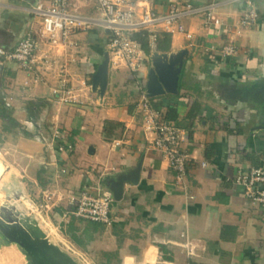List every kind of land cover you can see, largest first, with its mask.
Returning <instances> with one entry per match:
<instances>
[{
  "label": "crops",
  "instance_id": "0c3cea01",
  "mask_svg": "<svg viewBox=\"0 0 264 264\" xmlns=\"http://www.w3.org/2000/svg\"><path fill=\"white\" fill-rule=\"evenodd\" d=\"M149 1L159 12L174 1L195 6L218 1L223 23L208 22L199 12L186 21L191 38L160 31L144 47L138 37L143 55L133 70L112 61L103 27L82 31L78 47L52 49L36 13L49 0H0V47H13L33 32L53 66L67 63L74 86L69 93L74 101H64L55 67L36 70L37 79L34 71L0 57V86L30 135L19 134L20 142L40 145L30 160L34 156L39 168L6 172L3 178L12 184L4 192L42 204V192L49 191L51 203L61 200V210H73L77 204L70 200L86 185L95 192L122 186L120 196L114 194L111 224L70 216L98 245L96 264H264V204L254 203L235 181L242 167H264V0H258L260 21L237 36L238 52L231 56L219 50L235 34L241 1ZM91 8L82 13L98 15ZM159 61L180 68L179 80L174 87L160 81L162 90L152 92ZM145 96L153 113L187 132L181 143L190 155L186 186L175 182L169 161L152 142L155 133L144 126ZM0 121L10 129L1 116ZM187 236L197 245L193 256L181 245ZM26 260L16 243L0 239V264Z\"/></svg>",
  "mask_w": 264,
  "mask_h": 264
},
{
  "label": "built area",
  "instance_id": "2783aa9c",
  "mask_svg": "<svg viewBox=\"0 0 264 264\" xmlns=\"http://www.w3.org/2000/svg\"><path fill=\"white\" fill-rule=\"evenodd\" d=\"M239 1L243 4V8L234 24L235 34L231 33L228 36L229 41L220 46L219 51L223 56L236 54L238 52L237 36L244 28L253 26L260 21L261 11L258 0ZM95 2L99 11L98 15L82 13L78 3H74L72 0H49V4L46 6L37 7L36 13L42 17L43 21L46 44L52 49L61 50L62 48L64 51L78 47L80 45L78 35L93 25H99L107 32L106 45L113 54L112 61L115 64H124L130 69L137 70L143 55L141 41L138 39L139 33L152 39H156L160 31L173 34L183 33L186 37L191 38L193 33L189 30L186 21L190 15L199 12H205L208 22L217 25L223 23V19L219 15L221 4L218 1L205 6L174 1L163 12L155 10L149 0H95ZM41 47L38 37L29 31L15 46L0 47V57L3 61L14 62L24 70L34 71L39 79L40 73H37L36 70L40 69L42 73H45L55 67V64L53 66L54 61L50 59V53L41 50ZM57 66L59 67H55L53 71L59 75L61 98L64 101L72 102L74 98L69 93L74 89V86L71 85L67 63L60 62ZM153 81V75H151L150 89L153 86ZM156 87L159 91L162 90V83L156 84ZM141 106L147 113L144 123L146 130L155 133V138L152 140L154 146L160 149L163 156L169 161L174 172L175 182L186 186L190 155L181 144L187 136L186 130L172 120L159 118L153 113L147 96L144 97ZM60 134H57L58 137H61ZM60 148L63 149V146L60 145ZM235 181L243 183L247 195L254 203L264 204L263 166L252 165L247 169L240 168ZM46 194L47 206H49L53 196L48 192ZM114 200L115 196L112 190L95 192L90 185H86L80 190L78 196H73L70 200L72 203L76 202L75 209H62L64 221L69 222V216L75 215L88 222L109 225L112 223L111 211ZM52 204L57 203L53 202ZM181 245L187 249L190 256L196 254L197 245L189 236ZM70 249L79 257L83 256L82 252H78L72 246ZM87 262L89 261L87 260Z\"/></svg>",
  "mask_w": 264,
  "mask_h": 264
},
{
  "label": "rangeland",
  "instance_id": "374dc122",
  "mask_svg": "<svg viewBox=\"0 0 264 264\" xmlns=\"http://www.w3.org/2000/svg\"><path fill=\"white\" fill-rule=\"evenodd\" d=\"M85 1H89V4L84 6L83 2ZM72 2L80 4L79 10L81 12H88L87 7H92L91 12L95 13L97 11L94 10V5L96 4L95 0H72ZM153 68L154 67H151L150 71L154 70ZM259 105L262 106L260 103ZM26 132L28 131L23 130L17 133L13 130L7 129V126H4L0 121V215L4 218L15 219H18L19 217H25L24 215H31L32 217L36 216L37 222L35 223L33 221L31 227L28 226L30 230H39L38 225H40L42 230L46 232L56 244H58L63 250L71 253L75 259L79 260V262L82 264H90L89 262L96 264L97 259H95V257H97L96 251H98V245L91 242V240L90 242L87 240V232L83 231V227L80 225H75L76 221H74V217L69 216L70 221H64V216L62 210L60 209L62 207L60 204L61 200H59L58 203L56 202V206L52 203L47 206L48 202H46V193L48 192L52 195V192H42V204L35 203L33 199L29 200V198L15 200V197L11 191L4 192L6 191L4 187L7 184L11 185L12 183L11 179L3 178V173L5 174L8 171L13 172V169L18 171L19 169L16 167L19 166L21 168L25 166L27 169H29L31 165L38 168L40 166V164H35L36 159L34 156L33 161L30 162L32 155L38 153L37 151L39 150L38 148L40 145H36V141L34 144H29L28 142L22 141L20 142L21 135L19 134L26 136V139L29 138L27 136L30 135H25ZM59 132L60 131H57L56 134H59ZM24 178H28L27 174ZM32 207H37L39 210L35 211V208L33 209ZM55 217L56 220L54 219ZM72 221L73 224L71 225ZM0 238H2L1 235ZM74 245L77 247V251L80 250L78 252H82L85 258L83 256H80V258L77 254L71 251L70 246L76 248ZM87 260L89 262H87Z\"/></svg>",
  "mask_w": 264,
  "mask_h": 264
},
{
  "label": "water",
  "instance_id": "95a60500",
  "mask_svg": "<svg viewBox=\"0 0 264 264\" xmlns=\"http://www.w3.org/2000/svg\"><path fill=\"white\" fill-rule=\"evenodd\" d=\"M101 70V69H100ZM180 68H176L170 65V69L165 67L159 70L158 77L161 82L165 83L169 87L177 85L179 80L178 72ZM150 89L152 92L158 90L156 84H152ZM115 196H120L122 192V186L112 187ZM25 217L4 218L0 215V235L1 241L6 244L16 243L23 253L26 254V259L31 261L30 254H37L38 259L43 264H82L74 256L63 250L58 244H56L46 232L42 230L38 225L39 230H30L33 221L36 223V216L24 215ZM28 264V263H27Z\"/></svg>",
  "mask_w": 264,
  "mask_h": 264
},
{
  "label": "trees",
  "instance_id": "16d2710c",
  "mask_svg": "<svg viewBox=\"0 0 264 264\" xmlns=\"http://www.w3.org/2000/svg\"><path fill=\"white\" fill-rule=\"evenodd\" d=\"M164 33V32H163ZM168 33V32H167ZM166 34V32L164 33ZM141 37L142 44L144 47L147 46V36L143 35V33L138 34ZM165 39H168V35H165ZM167 42V41H166ZM32 104L29 106L30 107V112L33 111L31 108ZM36 115H33L32 113V119L36 124H38L39 120V113L35 112ZM0 116L4 119L6 124L9 126V128L15 132H20V131H27L25 128V125L22 124L15 116H14V108L7 102L6 100V93L4 92L3 88L0 86ZM25 134H29V131L26 132ZM75 221V220H74ZM90 223H97V222H90Z\"/></svg>",
  "mask_w": 264,
  "mask_h": 264
},
{
  "label": "bare ground",
  "instance_id": "6f19581e",
  "mask_svg": "<svg viewBox=\"0 0 264 264\" xmlns=\"http://www.w3.org/2000/svg\"><path fill=\"white\" fill-rule=\"evenodd\" d=\"M165 64L166 63H163L162 61H159L157 63V66H158L157 70H158V72H159L160 69H162V67H165L167 70L170 69V65H167L168 63L166 65ZM153 79H154V81L156 82L157 85H160V79H159L158 76H156V72H153ZM154 81H153V84L155 83ZM2 175H4V173Z\"/></svg>",
  "mask_w": 264,
  "mask_h": 264
},
{
  "label": "flooded vegetation",
  "instance_id": "af4514ba",
  "mask_svg": "<svg viewBox=\"0 0 264 264\" xmlns=\"http://www.w3.org/2000/svg\"><path fill=\"white\" fill-rule=\"evenodd\" d=\"M30 256H31V261L29 260H26V262H25V264H43V262L42 261H40L39 259H38V257H40V256H37V254H30Z\"/></svg>",
  "mask_w": 264,
  "mask_h": 264
}]
</instances>
